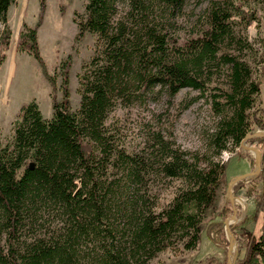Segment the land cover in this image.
I'll return each mask as SVG.
<instances>
[{
    "label": "trees",
    "instance_id": "1",
    "mask_svg": "<svg viewBox=\"0 0 264 264\" xmlns=\"http://www.w3.org/2000/svg\"><path fill=\"white\" fill-rule=\"evenodd\" d=\"M15 1L0 0V63L1 49L11 39L8 10ZM185 1L86 0L75 18L74 40L87 33L95 40L78 74V105L71 104L65 60L62 95L57 100L52 93L51 116L44 117L35 100L23 102L11 136L0 139V264H149L178 243L196 247L202 216L225 173L217 158L255 130L264 132V107L255 105L260 81L251 58L256 51L242 31L255 11L236 0H209L202 20L180 39L170 33V15ZM258 2L264 9V0ZM43 8L41 1L35 24L23 22L18 48L32 54L55 88L37 41ZM221 75L224 84L211 85ZM184 87L210 91L216 115L210 154L184 151L159 131L129 150L111 112L156 93L173 98ZM197 97L185 99L182 107ZM245 145L260 151L255 178L264 199V135ZM169 180L182 185L160 205L155 188ZM228 212L221 210L222 220ZM222 220L213 226L214 241L225 247ZM247 221L245 215L229 225L237 248L234 264H264V214L256 238Z\"/></svg>",
    "mask_w": 264,
    "mask_h": 264
},
{
    "label": "rangeland",
    "instance_id": "2",
    "mask_svg": "<svg viewBox=\"0 0 264 264\" xmlns=\"http://www.w3.org/2000/svg\"><path fill=\"white\" fill-rule=\"evenodd\" d=\"M41 1L44 2V8L41 23L37 28V41L48 73L55 77V88H52L32 54L26 48H18L22 24L23 22L28 25L35 24L40 13ZM236 1L248 11H255V19L242 28V31L256 51V57L251 58L254 75L260 81V93L255 105L263 107L264 9L260 6L259 0ZM85 2L86 0H16L10 5L8 24L12 34L7 48L1 49L5 57L0 63V139L2 141L8 140L11 136L13 120L23 102L35 100L43 116H51L52 93L57 100H60L62 95L60 82L65 60H69L71 104L73 107L78 105L80 99L78 74L82 63L92 55L95 40V35L92 33H87L81 41L74 40L75 18L83 12ZM208 4L209 0H186L179 13L173 17L170 15V33L180 39L188 36L202 20ZM224 80L223 75L217 76L211 85H223ZM209 92L206 90L200 94L197 89L184 87L170 99L163 92L156 93L144 102L136 101L128 106H117L110 114V121L119 127L123 142L129 150L139 149L149 133L159 131L184 151L210 154L207 149L208 136L212 131L216 115L211 108ZM192 96L198 97L188 107H182V102ZM255 132L262 131L255 130ZM255 157L252 149L243 146L230 145L221 152L217 159L225 164V173L221 178L214 203L202 216L201 234L196 247L188 250L178 243L159 253L149 264H206L209 260H214L216 264L223 262L227 264L228 256L235 262L237 248L235 243L230 248L225 223L231 219L229 225L237 224L246 215L247 228L251 231V236L256 238L264 214V199L259 194L260 182L255 178L257 175H251L231 184L235 177L249 174L255 169ZM181 185L182 182L179 180H169L165 184L158 183L155 189L160 192L159 204L168 203ZM250 188L256 190L247 194L246 190ZM223 208H228L229 212L222 220L220 212ZM233 209H236V219L232 218ZM220 220L223 221V232L228 241L225 247L214 241L213 226L217 222L220 223Z\"/></svg>",
    "mask_w": 264,
    "mask_h": 264
},
{
    "label": "water",
    "instance_id": "3",
    "mask_svg": "<svg viewBox=\"0 0 264 264\" xmlns=\"http://www.w3.org/2000/svg\"><path fill=\"white\" fill-rule=\"evenodd\" d=\"M264 135V132H254L253 134H248L241 142V146L245 147V148H249V149H252L255 153V169L249 173V174H245V175H241V176H237L235 177L234 179H232L231 181V184L236 182L237 180H240V179H243V178H248V177H251V175L253 176H256L260 170V166H261V161H260V153L259 151L254 148V147H246L245 146V141L248 139V138H251V137H255V136H263ZM230 198V197H229ZM231 202H233V200L230 198ZM234 211V214L232 216V218L236 219V209H233ZM238 220V219H237ZM236 220V222H237ZM226 232L228 234V240H229V243H230V248H232V246L234 245L235 241H234V237L233 235L231 234L230 232V229H229V223L226 222ZM229 255H230V250H229ZM227 264H234V261H232L230 259V257L228 256V260H227Z\"/></svg>",
    "mask_w": 264,
    "mask_h": 264
},
{
    "label": "bare ground",
    "instance_id": "4",
    "mask_svg": "<svg viewBox=\"0 0 264 264\" xmlns=\"http://www.w3.org/2000/svg\"><path fill=\"white\" fill-rule=\"evenodd\" d=\"M237 200H238V199H237ZM242 200H243V199H242ZM242 200H241V201H242ZM243 209H245V204H243ZM227 222L230 223L231 221L228 220Z\"/></svg>",
    "mask_w": 264,
    "mask_h": 264
},
{
    "label": "crops",
    "instance_id": "5",
    "mask_svg": "<svg viewBox=\"0 0 264 264\" xmlns=\"http://www.w3.org/2000/svg\"><path fill=\"white\" fill-rule=\"evenodd\" d=\"M263 86V85H262ZM262 106L264 107V103H263V101H262Z\"/></svg>",
    "mask_w": 264,
    "mask_h": 264
}]
</instances>
